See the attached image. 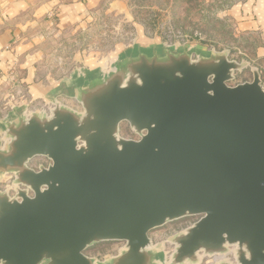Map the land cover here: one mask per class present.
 Here are the masks:
<instances>
[{"label": "water", "instance_id": "95a60500", "mask_svg": "<svg viewBox=\"0 0 264 264\" xmlns=\"http://www.w3.org/2000/svg\"><path fill=\"white\" fill-rule=\"evenodd\" d=\"M176 49L137 45L67 79L82 111L54 98L0 118V176L17 185L0 191V264H197L228 246L237 264H264L260 69L234 85L247 62ZM36 157L51 163L35 169ZM188 216L166 263L151 232ZM117 241L113 257L87 253Z\"/></svg>", "mask_w": 264, "mask_h": 264}, {"label": "rangeland", "instance_id": "374dc122", "mask_svg": "<svg viewBox=\"0 0 264 264\" xmlns=\"http://www.w3.org/2000/svg\"><path fill=\"white\" fill-rule=\"evenodd\" d=\"M126 1L128 14L107 16L99 12L97 20L87 24L84 29L82 28L81 33L78 32L64 39L63 50L58 55L60 57L50 59L52 60L51 66L56 71L58 67H63L60 74L61 78L69 79L80 75V69L84 68L80 60L85 53H88L85 55L89 56L90 59L96 60L95 66L109 68L117 59L118 54L128 48L141 46L138 42L147 37L154 39L151 44L157 47L172 46L177 48L176 51L188 49L192 51L194 59L197 58L195 49L207 52H224L227 50L230 59L248 63L246 68L236 72L235 79L231 84L235 85L252 79L251 67L256 64L252 55L254 42L250 38L241 39L236 34L232 17L230 14H225L227 13L226 8L230 7L233 0ZM13 90L14 86L8 88L11 93L14 92ZM9 101L11 100H2L0 104ZM35 102L44 101L37 100ZM72 102V104L80 106L79 108L74 107L75 110H83L81 104L76 100ZM49 104L53 106L52 103ZM16 106L18 104L15 103V109H17ZM120 133L127 138L138 137L128 123L121 125ZM33 160V162H38L36 158ZM16 186L14 174L7 173L0 176V191L9 190L10 194L14 195ZM197 219L198 216L184 217L152 231L153 245L164 252L166 263L170 261L175 247L169 238L184 231ZM120 246L118 241L103 242L90 247L87 253L99 260H105L117 255ZM230 248H233L235 254V247L228 246L227 252L216 254L222 256L218 260H215L214 255L204 256L200 253L201 260L197 264H219L220 261H229L228 257L225 256Z\"/></svg>", "mask_w": 264, "mask_h": 264}, {"label": "crops", "instance_id": "0c3cea01", "mask_svg": "<svg viewBox=\"0 0 264 264\" xmlns=\"http://www.w3.org/2000/svg\"><path fill=\"white\" fill-rule=\"evenodd\" d=\"M226 9L236 34L254 42V66L264 79V0H233ZM99 12L107 16L128 14V4L126 0H0V103L10 99L18 104L7 117L28 110L37 100L49 104L57 98L74 108L75 99L64 94L67 78L60 77L63 67H55L56 71L51 61L60 57L64 39L81 33L97 20ZM152 40L144 37L138 43L147 46ZM85 54L80 74L97 67L96 60ZM13 86L11 93L8 88Z\"/></svg>", "mask_w": 264, "mask_h": 264}, {"label": "built area", "instance_id": "2783aa9c", "mask_svg": "<svg viewBox=\"0 0 264 264\" xmlns=\"http://www.w3.org/2000/svg\"><path fill=\"white\" fill-rule=\"evenodd\" d=\"M262 87L264 89V79H263V77H262ZM13 102L9 101V102L0 104V118L1 117H7L11 112H13L15 110V103L16 102L15 101H13ZM73 106L76 107V108L80 107L77 104H73ZM52 107L53 106H51V104H48L46 102H39V103L38 102H34V103H30L28 105L29 109L26 110V112L29 113V112H32V111H35V110H41V111L49 112ZM36 159H38V162H33L34 160H32L29 163V165L31 167L35 168V169H39V167L41 165L47 167L51 163V161L48 158H46V157H36ZM120 245L121 246L119 248L121 249L123 247L124 243L120 242ZM225 257H228V260L232 264H237L233 248H230L229 252L227 253V255ZM214 258H215V260H218V259L222 258V256L221 255H214Z\"/></svg>", "mask_w": 264, "mask_h": 264}]
</instances>
